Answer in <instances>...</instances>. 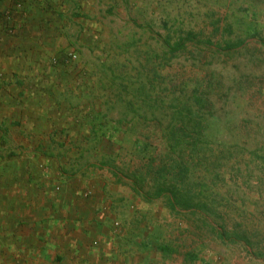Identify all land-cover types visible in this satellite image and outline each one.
<instances>
[{
  "label": "rangeland",
  "instance_id": "obj_1",
  "mask_svg": "<svg viewBox=\"0 0 264 264\" xmlns=\"http://www.w3.org/2000/svg\"><path fill=\"white\" fill-rule=\"evenodd\" d=\"M99 1L50 73L57 122L76 139L51 143L60 164L40 167L114 172L127 200L109 220V203L89 213L60 264H264V0ZM188 31L199 41L172 51ZM14 155L0 162V203ZM133 174L192 206L172 208L166 191L146 200ZM92 195L112 202L101 189L82 199Z\"/></svg>",
  "mask_w": 264,
  "mask_h": 264
},
{
  "label": "crops",
  "instance_id": "obj_2",
  "mask_svg": "<svg viewBox=\"0 0 264 264\" xmlns=\"http://www.w3.org/2000/svg\"><path fill=\"white\" fill-rule=\"evenodd\" d=\"M23 2L0 0V162L12 150L22 152V157L14 155L18 159L6 161L15 181L5 187L0 203V253L5 255L2 264H60V258H70L65 247L72 248L71 235L90 228L89 213L109 203L113 209L100 212V219L109 220L113 210L127 200L121 197L124 180L118 182L114 172L105 173L100 167L73 173L57 170L56 177L40 167L49 168L54 161L60 164L51 143H58L61 136L76 139L67 128L71 124L57 122L63 107L52 99L56 86L50 73H62L58 68L68 43L65 35L74 27H83L81 14L91 12V6L100 1L29 0L28 6ZM54 61H59L55 68ZM33 169L42 172L35 176ZM57 186L66 195L54 191ZM96 189L112 202L100 204L93 195L82 199ZM75 191L79 201L72 196ZM72 220L76 227L70 224Z\"/></svg>",
  "mask_w": 264,
  "mask_h": 264
},
{
  "label": "trees",
  "instance_id": "obj_3",
  "mask_svg": "<svg viewBox=\"0 0 264 264\" xmlns=\"http://www.w3.org/2000/svg\"><path fill=\"white\" fill-rule=\"evenodd\" d=\"M198 34H196L193 31H188L185 35V37H181L179 41H177L176 44H170L168 42V44L170 45L172 51L181 49L185 46L186 41H194V42H198ZM129 182L132 185V188H134V190L139 193L140 195H142L146 200H152L154 198H159L163 195L164 191H166L167 193L170 192L169 187H166L164 190V186L159 185L158 186V190L156 193V195H154L151 191L145 192L143 191V189L145 188L144 185L142 184L143 181L141 180V178L137 175V174H133L131 177H129ZM166 183V182H165ZM167 184V183H166ZM141 185L143 186L141 188ZM172 192V191H171ZM168 193L169 194V204L172 208H176V206H178V204L180 205H186L183 204L184 203V197H181L183 194H181V200H179V194L177 193ZM173 199H175L176 201H174ZM186 206H192V204H187Z\"/></svg>",
  "mask_w": 264,
  "mask_h": 264
},
{
  "label": "built area",
  "instance_id": "obj_4",
  "mask_svg": "<svg viewBox=\"0 0 264 264\" xmlns=\"http://www.w3.org/2000/svg\"><path fill=\"white\" fill-rule=\"evenodd\" d=\"M75 58H77V54L75 52H70L69 59H75Z\"/></svg>",
  "mask_w": 264,
  "mask_h": 264
}]
</instances>
